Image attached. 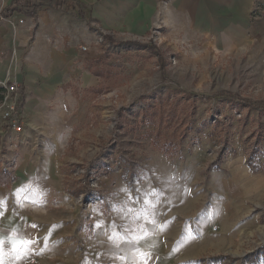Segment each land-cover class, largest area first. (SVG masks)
<instances>
[{
  "label": "rangeland",
  "instance_id": "obj_1",
  "mask_svg": "<svg viewBox=\"0 0 264 264\" xmlns=\"http://www.w3.org/2000/svg\"><path fill=\"white\" fill-rule=\"evenodd\" d=\"M258 18L251 39L225 47L159 27L141 36L96 33L98 84L86 87L77 110L66 114L60 154L44 162L58 172L53 197L60 199L46 205L69 218L75 249L33 264H118L96 248L94 232L124 222L127 210L218 234L193 264H264V18ZM257 146L252 168L247 160ZM7 168L9 183L16 164Z\"/></svg>",
  "mask_w": 264,
  "mask_h": 264
},
{
  "label": "crops",
  "instance_id": "obj_2",
  "mask_svg": "<svg viewBox=\"0 0 264 264\" xmlns=\"http://www.w3.org/2000/svg\"><path fill=\"white\" fill-rule=\"evenodd\" d=\"M14 1L0 0V92L9 80L23 85V127L16 131L0 120V172L16 164L14 180L0 181V264H26L31 257L33 264L37 257L72 256L75 249L69 218L48 208L60 202L53 197L58 172L44 162L60 154L66 114L77 110L86 87L98 84L96 33L141 36L159 27L225 47L258 32L264 0H76L85 18L68 0ZM126 212L124 222L110 221L93 238L118 264H193L205 243L219 237L191 223L176 229L174 217L156 221Z\"/></svg>",
  "mask_w": 264,
  "mask_h": 264
},
{
  "label": "built area",
  "instance_id": "obj_3",
  "mask_svg": "<svg viewBox=\"0 0 264 264\" xmlns=\"http://www.w3.org/2000/svg\"><path fill=\"white\" fill-rule=\"evenodd\" d=\"M87 48L82 47L85 51ZM23 85L15 80L1 84L0 120L10 129L20 131L23 127V117L20 112Z\"/></svg>",
  "mask_w": 264,
  "mask_h": 264
},
{
  "label": "trees",
  "instance_id": "obj_4",
  "mask_svg": "<svg viewBox=\"0 0 264 264\" xmlns=\"http://www.w3.org/2000/svg\"><path fill=\"white\" fill-rule=\"evenodd\" d=\"M22 1L23 0H16V1H14V5L15 4H17V5H19V4H21L22 3ZM68 1H70V6L71 7H73L75 10H76V12L78 13V15L80 16V17H82V18H85L86 17V12H84V10L82 9V7L80 6V4H77V2H76V0H68ZM76 2V3H75ZM75 4V5H74ZM17 9H15V11H16ZM22 12H24L23 10H21ZM26 13H28V14H33L34 13V11H30V10H26L25 11ZM93 71H94V69H93ZM95 72V71H94ZM227 100H232V97H229V98H227ZM227 100H225V101H227ZM223 101V100H222ZM244 104H247V105H245L244 107H250V104L249 103H247V102H243ZM236 105H238V106H242V104H236ZM255 109H257V108H255ZM261 152V148H258V146L256 147V148H254V151L252 152V154H251V156L248 158V160H247V163L248 164H250V166L252 167V168H254V164H253V160H254V158L257 156V154H259ZM2 172V174H0V181H2V182H4L3 181V177H4V171H1Z\"/></svg>",
  "mask_w": 264,
  "mask_h": 264
},
{
  "label": "snow or ice",
  "instance_id": "obj_5",
  "mask_svg": "<svg viewBox=\"0 0 264 264\" xmlns=\"http://www.w3.org/2000/svg\"><path fill=\"white\" fill-rule=\"evenodd\" d=\"M0 243H2V241H0Z\"/></svg>",
  "mask_w": 264,
  "mask_h": 264
}]
</instances>
